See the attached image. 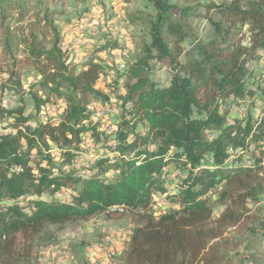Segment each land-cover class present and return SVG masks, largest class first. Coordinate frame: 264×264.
<instances>
[{"label":"trees","instance_id":"trees-1","mask_svg":"<svg viewBox=\"0 0 264 264\" xmlns=\"http://www.w3.org/2000/svg\"><path fill=\"white\" fill-rule=\"evenodd\" d=\"M71 1L76 10L87 0H0V123L13 120V132L0 135V264L36 261L37 241L50 227L125 211L139 213L140 220L121 264H232L230 253L246 236L259 234L248 204L264 193V132H253L252 118L230 121L223 106L257 96L248 83L249 63L264 65V0H144L151 11L139 13L147 18L150 41L129 63L118 97L121 114L109 139L117 140L113 152L121 160L109 180L96 171L108 160L83 166L86 178L78 176L75 161L84 135L99 138L90 104L110 100L99 82L112 67L101 54L117 48V40L107 32L75 58L56 19L68 14ZM200 9L211 26L207 37L194 36L189 22ZM153 61L170 73L167 86L153 81ZM262 73L264 118V66ZM25 75L33 79L28 89ZM8 91L19 96L18 106L3 105ZM27 95L34 111L27 110ZM52 97L63 101L64 110L58 121L50 116L42 122ZM150 144L157 150L143 148ZM251 144L261 148V157L248 152ZM52 145L69 168L58 166ZM230 147L237 160L231 165ZM247 153L251 166L241 163ZM209 156L214 168L205 166ZM176 164L183 169L173 193L168 187ZM218 188L224 209L215 215L205 196ZM158 194L177 208L158 219L141 214Z\"/></svg>","mask_w":264,"mask_h":264},{"label":"rangeland","instance_id":"rangeland-1","mask_svg":"<svg viewBox=\"0 0 264 264\" xmlns=\"http://www.w3.org/2000/svg\"><path fill=\"white\" fill-rule=\"evenodd\" d=\"M176 1V0H174ZM203 4L208 2L221 3L225 0H198ZM71 1L68 14L57 16V25L62 30L65 44L71 45L73 55L79 58L83 52V46H89L93 42L102 41L107 32H111V37L117 40V48L112 51L102 53L101 56L108 61L112 70L101 75L99 86L109 95L110 100L103 104L93 102L90 108L94 110L91 123L97 124V133L99 138H92L91 134L84 135L81 138L80 149L76 152L77 159L75 166L79 169V177H88L89 170L83 168L95 167L101 160H108L109 163L102 169H96L102 178L112 179L117 174L116 164L120 162L119 153L113 152V147L118 145L116 139L109 135L114 131L115 124L121 114L120 101L118 97L123 93L127 80L128 65L131 61L142 56V49L145 43L150 41L147 35L148 21L145 15L139 13L146 9L144 0H87L78 6L75 10ZM57 8H60L59 6ZM201 16L191 19L189 22L193 27L194 36L207 37L210 34V24L204 15L205 9H200ZM213 17L217 15L213 13ZM191 36L185 43L187 48L194 40ZM264 56V52H262ZM185 58V57H184ZM263 63L251 62L249 68L252 70V76L248 79L249 87L256 90L257 96L249 101L242 102L240 105H226L223 109L229 111V120H242L252 118L253 132H264V118L262 116L263 101L261 95L263 79ZM151 77L153 81L161 86H167L170 83V73L156 61L151 62ZM33 79L25 75L24 86L26 89L30 86ZM38 94L47 97L45 89L36 87ZM25 102L28 111H34L33 100L29 95ZM20 98L15 91H8L3 98V105L8 108L18 106ZM250 104H254L251 106ZM62 100L52 97L47 108L42 110L40 120L46 121L50 116L58 121L59 115L64 110ZM13 120H5L0 123V135L9 134L12 131ZM29 126L35 127L36 122L31 121ZM207 137L213 139L214 134L208 133ZM261 145V144H259ZM144 149L156 151L158 146L146 145ZM232 148V147H230ZM228 153L231 154L226 159V164L237 163L234 149ZM249 151L255 152V158L262 156L261 148L255 145L249 147ZM58 166L69 168L64 165V159L61 158L62 150L57 145H52L50 151ZM242 152H238V155ZM128 153L126 158L131 156ZM215 160L208 157L205 166L214 168ZM246 166L253 165L251 156L247 153L241 161ZM264 164V159H263ZM180 164H176L172 171L174 172V181L180 172ZM175 184L170 185L169 191L176 193ZM221 188L209 191L205 199L214 207V214L218 215L224 208L218 202L221 194ZM65 193H63V196ZM167 195H156L155 202L147 209L141 212L151 215L158 219L165 212L177 208V205L170 202ZM67 197V196H64ZM20 204H26L27 201L20 199ZM120 212L123 208L117 207ZM248 211L256 217L254 227L259 234L248 235L244 242L236 251L230 253L232 264H264V193L256 201H250ZM140 220L139 213L116 214L113 218L106 214L92 216L87 219H74L69 221L63 227H50L37 241L38 253L36 261L29 264H121L124 253L129 244V237L132 229L138 225Z\"/></svg>","mask_w":264,"mask_h":264},{"label":"built area","instance_id":"built-area-1","mask_svg":"<svg viewBox=\"0 0 264 264\" xmlns=\"http://www.w3.org/2000/svg\"><path fill=\"white\" fill-rule=\"evenodd\" d=\"M233 151V149L232 148H230V152H232ZM180 175V172H179V174L177 175V176H179ZM175 183H179V179H178V177H177V180H176V182Z\"/></svg>","mask_w":264,"mask_h":264}]
</instances>
